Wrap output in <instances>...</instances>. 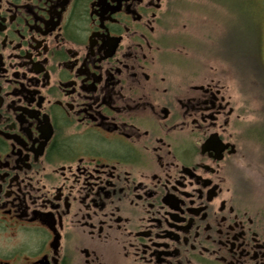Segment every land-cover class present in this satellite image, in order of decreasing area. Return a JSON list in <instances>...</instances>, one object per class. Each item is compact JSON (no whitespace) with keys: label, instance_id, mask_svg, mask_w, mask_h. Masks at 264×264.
Here are the masks:
<instances>
[{"label":"flooded vegetation","instance_id":"1","mask_svg":"<svg viewBox=\"0 0 264 264\" xmlns=\"http://www.w3.org/2000/svg\"><path fill=\"white\" fill-rule=\"evenodd\" d=\"M179 15L0 0V264H264L258 125L170 68Z\"/></svg>","mask_w":264,"mask_h":264},{"label":"rangeland","instance_id":"2","mask_svg":"<svg viewBox=\"0 0 264 264\" xmlns=\"http://www.w3.org/2000/svg\"><path fill=\"white\" fill-rule=\"evenodd\" d=\"M182 2L187 4V7L190 4V8L180 10L174 29L170 35H167L165 42L170 68L178 76H189L197 72L203 77L211 72V68L220 65L217 61L220 60L218 57L220 55L221 65L223 66L224 62L226 66L229 94H232L234 100H239L245 105L246 124L258 125L259 131L256 135L259 142L257 143L262 147V144L264 145V0H184ZM198 5L202 8L196 9ZM260 177L256 179L260 178L264 181L262 172ZM260 190L262 189L255 192V198L264 203V192Z\"/></svg>","mask_w":264,"mask_h":264},{"label":"trees","instance_id":"3","mask_svg":"<svg viewBox=\"0 0 264 264\" xmlns=\"http://www.w3.org/2000/svg\"><path fill=\"white\" fill-rule=\"evenodd\" d=\"M182 1H184V0H180V10L182 9V10H185V9H187V8H190V4H188V7H187V4H184ZM183 3V4H182ZM182 4V5H181ZM205 7V6H204ZM202 7L200 6V5H198L197 7H196V9H201Z\"/></svg>","mask_w":264,"mask_h":264}]
</instances>
